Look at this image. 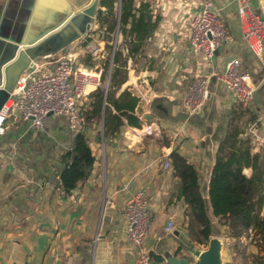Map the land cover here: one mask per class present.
I'll return each mask as SVG.
<instances>
[{
  "label": "crops",
  "instance_id": "0c3cea01",
  "mask_svg": "<svg viewBox=\"0 0 264 264\" xmlns=\"http://www.w3.org/2000/svg\"><path fill=\"white\" fill-rule=\"evenodd\" d=\"M92 1L0 0V84L8 81L12 85L18 72L30 64L25 55H14V44L39 40ZM97 1V11L101 9L103 17L110 19L106 7ZM140 2L150 4L152 20L161 16L153 34L144 40L141 56L127 58L131 37L117 30L114 35L107 32L108 20L99 27L96 18L84 36L61 51L72 52L79 67L94 74L85 91V107L91 101L90 92L98 86H109L115 98L124 90L138 97L133 113L140 127L124 123L118 131L110 132L101 120L85 123L83 134L95 157L85 180L69 194L60 187L62 156L75 135L65 118L49 116L41 128L32 127L29 120H7L0 136V264H136L139 250L127 240L122 212L137 193L149 201L142 248L149 253L150 264H168L170 256L193 261L200 244L188 236L190 210L179 194L181 181L174 174L169 153L175 149L194 165L207 197L218 144L240 115V106L217 74L231 58H240L241 69L250 75L256 92L249 113L252 119L259 116L264 121V69L261 59L242 39L235 0H134L133 6L137 8ZM206 2L226 29L210 62L203 61L202 54L187 44L189 18ZM121 6L120 0L114 1V16ZM258 10L257 14H263L261 6ZM130 22L131 17L126 29ZM90 30L103 34L92 50L84 38ZM104 34L110 39L108 44L122 50L125 60L126 79L119 85L110 84L108 74L100 79L108 55ZM43 58L49 56L37 59ZM196 77L207 80L209 96L190 113L182 100ZM70 79L73 81V76ZM111 110L116 112L113 107ZM149 123L154 133L140 135V129ZM239 139H245L242 133ZM261 159L264 163L263 156ZM165 161L170 167H164ZM243 173L249 177L252 170L244 167ZM208 213L211 215L210 208ZM168 220L174 221V231L159 239ZM213 222L226 229L218 218L213 217ZM240 238L246 239L244 235Z\"/></svg>",
  "mask_w": 264,
  "mask_h": 264
},
{
  "label": "trees",
  "instance_id": "16d2710c",
  "mask_svg": "<svg viewBox=\"0 0 264 264\" xmlns=\"http://www.w3.org/2000/svg\"><path fill=\"white\" fill-rule=\"evenodd\" d=\"M105 6L110 16L106 22V31L113 34L117 30L122 35L131 37L130 46H126V57L134 59L142 55L144 40L153 34L161 16L157 14L152 20V10L148 2H140L133 6L134 0H120L122 6L119 14L113 15L115 0H99ZM132 10H135L136 16ZM131 17L130 26L125 28L128 18ZM103 11L99 9L96 23L104 26ZM117 26V29H116ZM105 47L108 55L102 62L100 79L104 80L108 74L110 84L119 85L126 79L125 60L122 50L108 44L110 39L104 36ZM122 61V62H121ZM91 101L83 111L85 123L102 121L103 128L110 132L118 131L126 123L129 126L140 127V120L133 113L138 102V97L127 90L115 98L108 88L98 86L90 92ZM111 107L116 112H112ZM106 131V132H107ZM233 121L219 142L215 161L210 173L207 197L199 183V174L193 164L187 161L175 149L169 153L174 174L180 178V196L188 205L190 217L187 223L189 238L204 244L212 235L218 234L219 224L213 222V217L218 218L225 225L227 236L238 240L251 228L254 232L256 253H251V264H264V163L257 153L251 154L248 140L239 139L242 133ZM105 135V133H104ZM245 143V144H244ZM244 144V146H243ZM95 163V157L88 146L83 133L74 135L71 148L62 156V168L59 173L60 187L69 194L79 181L85 180ZM244 167H250L252 173L247 177L243 173ZM259 196L255 199V192ZM211 209V215L208 209Z\"/></svg>",
  "mask_w": 264,
  "mask_h": 264
},
{
  "label": "built area",
  "instance_id": "2783aa9c",
  "mask_svg": "<svg viewBox=\"0 0 264 264\" xmlns=\"http://www.w3.org/2000/svg\"><path fill=\"white\" fill-rule=\"evenodd\" d=\"M235 1L242 39L261 59L264 69V14L254 12L252 0ZM210 7V3L206 2L195 12L189 18L187 30L189 49L200 52L205 62L211 61L226 35L221 18ZM48 56L49 58L31 60L28 67L17 77L0 112V136L6 130L8 119L29 120L32 127L41 128L49 116L65 118L73 134L84 132L85 86L92 81L82 74L72 52L65 51L55 57L54 54ZM217 77L233 94L235 102L241 108L250 109L255 87L250 75L241 69L240 58H231ZM208 96L207 80L196 77L189 85L182 103L193 113L204 104ZM141 129L143 131L140 135L154 133L151 123ZM242 134L249 142L250 151L264 158V121L256 116ZM163 165L170 167L171 164L165 161ZM148 210L149 201L141 193H137L126 202L122 212L127 222V240L139 250L136 264H150V255L142 248L147 235ZM174 228V221L168 220L159 239L172 234ZM244 237L254 242L253 230L249 228Z\"/></svg>",
  "mask_w": 264,
  "mask_h": 264
},
{
  "label": "water",
  "instance_id": "95a60500",
  "mask_svg": "<svg viewBox=\"0 0 264 264\" xmlns=\"http://www.w3.org/2000/svg\"><path fill=\"white\" fill-rule=\"evenodd\" d=\"M97 4L98 1L93 0L81 10L72 13L61 21L56 30L44 33L39 40H37L38 38L33 39L30 43L27 42L23 46L14 44V55L17 53V58H20L21 55H25L31 62V60L35 58L53 55L64 49L72 41L86 34L90 29L96 18ZM27 67L28 66L24 67L18 72L16 79ZM16 79L10 86L8 81L0 84V112L9 98V92L12 90ZM253 96L256 98V92H254ZM38 188L39 186L36 187V190H38ZM222 247V238L213 236L209 238L205 249L195 251L193 261L190 262L185 258L170 256L167 262L168 264H225L222 260Z\"/></svg>",
  "mask_w": 264,
  "mask_h": 264
},
{
  "label": "rangeland",
  "instance_id": "374dc122",
  "mask_svg": "<svg viewBox=\"0 0 264 264\" xmlns=\"http://www.w3.org/2000/svg\"><path fill=\"white\" fill-rule=\"evenodd\" d=\"M260 6H261V8L263 10V14H264V0H253L252 8H253L254 12H256V13L261 12L260 10H258V8ZM108 21H110V19H108ZM95 32L96 31L93 32V30H90L88 32L89 36L85 35V37H84L86 40V43L89 44V47L91 50L93 49V46L96 45L97 40H100L101 35H103L102 33H99V32L97 35V34H95ZM82 36H84V35H82ZM104 36H106V35L104 34ZM104 36H103V38H104ZM80 40L82 41L83 39H80ZM80 40L76 41V43H74V44H77V46H78L79 43L81 42ZM62 50L57 52L58 55L61 54ZM57 53H55V54H57ZM107 53H108V50H107ZM142 62H143L142 60L139 62V66H141L143 64ZM81 69L85 70L87 72H90V70H86L85 68H81ZM89 88H90V86H86L85 91L88 90ZM142 91H143V93L145 92V90H143V89H142ZM141 94H142V92H141ZM249 112L250 111L248 109H243L240 107V115H239V118L237 121V126L243 132L246 129V127L248 126L249 122L252 120L251 114ZM262 162H263V160H262ZM257 196H259L258 190H256V192H255V199L257 198ZM263 213H264V210L262 207L261 214H263ZM213 236L222 238L223 247H222L221 253H222V260L225 264H251L250 260H249V256L252 253V250H254V249L257 250L256 244L254 242L249 241L248 239H244V238H240V239L234 240V241L226 238L227 231L225 228L222 227V225L219 226L218 234L212 235L211 237H213ZM207 244H208V241L205 242L204 244H200V246H196V248L198 250L205 249Z\"/></svg>",
  "mask_w": 264,
  "mask_h": 264
},
{
  "label": "bare ground",
  "instance_id": "6f19581e",
  "mask_svg": "<svg viewBox=\"0 0 264 264\" xmlns=\"http://www.w3.org/2000/svg\"><path fill=\"white\" fill-rule=\"evenodd\" d=\"M80 71L82 72L83 75L87 76V78H88L89 80H91V78L94 76V74L91 73V72H87V71L82 70V69H80ZM87 86H90V84H88ZM142 131H143V130L140 129V134L142 133ZM135 135H136V136H139V133H138V132H135Z\"/></svg>",
  "mask_w": 264,
  "mask_h": 264
}]
</instances>
